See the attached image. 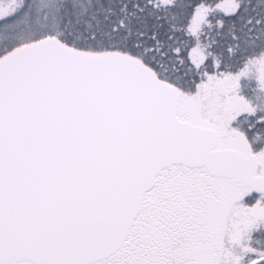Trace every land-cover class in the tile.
Segmentation results:
<instances>
[{"label":"snow or ice","instance_id":"6c2138e0","mask_svg":"<svg viewBox=\"0 0 264 264\" xmlns=\"http://www.w3.org/2000/svg\"><path fill=\"white\" fill-rule=\"evenodd\" d=\"M0 264H264V0H0Z\"/></svg>","mask_w":264,"mask_h":264}]
</instances>
